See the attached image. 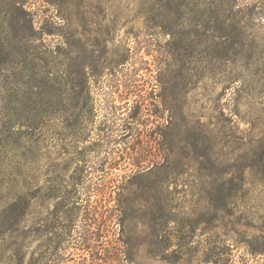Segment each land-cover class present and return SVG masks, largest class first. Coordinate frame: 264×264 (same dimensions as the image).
<instances>
[{
	"label": "rangeland",
	"instance_id": "obj_1",
	"mask_svg": "<svg viewBox=\"0 0 264 264\" xmlns=\"http://www.w3.org/2000/svg\"><path fill=\"white\" fill-rule=\"evenodd\" d=\"M109 1L105 12L89 13L91 21L74 13L68 25L65 10L55 16L47 11L39 20L53 50L63 35L70 36L72 64L78 78L84 71L86 84L73 92L72 115L62 108L45 129L41 194L27 217L20 254L11 251V264H36L38 258L48 264H171L154 255L152 212L140 204L169 200L181 232L189 228L187 218L200 215L202 171L185 147L187 135H212L224 164L248 153L244 200L258 203L264 217V155L258 156L264 154V50L255 47L264 44V0L253 2L263 8L247 10L250 17L246 10L239 14L256 40L239 50L212 40L213 30L203 23L181 27L176 36L169 22L147 21L140 0ZM202 10L191 14L199 17ZM189 30L198 32L185 40ZM192 126L203 133L192 134ZM165 161L171 170L168 193L157 186L165 175L158 166ZM123 207L130 209L124 213ZM240 210L221 229L216 246L229 244L234 264H264V257L249 253L252 229L244 228L240 216L247 212ZM16 238L0 240V260ZM184 246L194 258L172 264H203L202 254L215 244L199 226Z\"/></svg>",
	"mask_w": 264,
	"mask_h": 264
},
{
	"label": "trees",
	"instance_id": "obj_2",
	"mask_svg": "<svg viewBox=\"0 0 264 264\" xmlns=\"http://www.w3.org/2000/svg\"><path fill=\"white\" fill-rule=\"evenodd\" d=\"M107 2L111 1L0 0V240L17 237L3 250L0 264H11L13 249L16 254H20L21 237L27 233L24 232L27 217L41 194L39 170L45 129L58 120L62 108H66L69 116L72 115L73 103L76 101L73 92L78 84H86L84 71L81 70L78 78L72 64L70 55L73 41L70 36L63 35L64 39L61 37L63 40L59 42L60 48L53 50L50 43L44 41V35L50 32L39 26V20L43 15L50 13L55 16L54 12L65 10L67 16L64 20L68 25L73 23L74 13L75 16L81 15L83 21H91L93 18L89 17V13L105 12ZM253 2L257 1L140 0L139 5L147 21L169 22L172 34L176 36L181 34L178 31L181 27H199L203 23L206 29L213 30L208 37H212V40L222 39L225 48L239 50L249 42L256 43L250 25L244 21V16H239L245 10L250 12L255 7L263 8ZM201 7L205 10L198 12L199 17L191 14L195 8ZM259 14V18L263 19L264 13ZM162 15L165 20L158 18ZM94 20L98 21V16ZM211 21H215V24L208 25ZM192 32L198 31L189 30L185 40H189ZM257 43L255 47L262 52L264 44ZM61 54L65 59H62ZM191 133L202 134L203 131L192 126ZM184 143L202 171V197L196 205H202L201 212L198 217L187 218L185 227L190 229L181 232L175 229L177 219L169 200L158 197L155 204L141 203L143 212H152L151 243L155 249L154 255L171 264L194 258L190 255L192 249L185 248L184 244L191 241L199 226H202L208 241L215 244L202 254V263L234 264L236 259L231 246L225 242L220 246L216 244L220 243L221 229L227 228L230 216L244 208L247 213L240 218L246 220L248 226L244 228L252 229L246 236L249 253L254 257H264V217L260 215V205L244 200L249 187L247 170L251 168L248 153L224 164V159L216 151L218 143L212 135H187ZM263 155L258 154L260 160ZM158 169L165 171V175L159 179L157 186L162 192L168 193L170 163H160ZM260 174H264V167ZM129 209L123 207L124 213ZM173 240L181 243L174 244ZM224 241L227 242V239ZM37 260L36 264H48L44 258ZM56 260L54 257L50 262ZM16 264L24 263L21 259Z\"/></svg>",
	"mask_w": 264,
	"mask_h": 264
}]
</instances>
